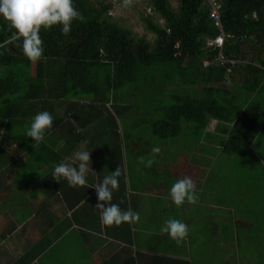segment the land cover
<instances>
[{
  "label": "trees",
  "instance_id": "16d2710c",
  "mask_svg": "<svg viewBox=\"0 0 264 264\" xmlns=\"http://www.w3.org/2000/svg\"><path fill=\"white\" fill-rule=\"evenodd\" d=\"M143 2L163 20L159 23L146 12L140 14L145 28L154 34L153 42L113 21L107 14L112 8L109 0H73L82 19L73 20L67 35L59 25L41 27L44 58L37 62L23 56L14 30L0 18V130L6 121L31 120L37 109L44 111L64 96L79 99L83 93L115 91L146 75L155 81L163 70L171 72L169 77L177 74L194 92L171 95L172 103L163 106V116L152 123L155 135L176 136L184 122L204 125L211 118L224 136L220 142L224 152L251 139L264 102L257 98L253 104H241L240 93L264 90V0L221 1V28L231 34L223 52L236 60L230 73L226 64L215 60L218 47L206 46V40L216 37L220 29L204 0H177L175 7L169 0ZM7 66H34L22 93L18 94V74H1V67ZM198 85L202 95L197 94Z\"/></svg>",
  "mask_w": 264,
  "mask_h": 264
},
{
  "label": "crops",
  "instance_id": "0c3cea01",
  "mask_svg": "<svg viewBox=\"0 0 264 264\" xmlns=\"http://www.w3.org/2000/svg\"><path fill=\"white\" fill-rule=\"evenodd\" d=\"M199 86L197 94L202 95ZM54 103L44 110L53 116V126L34 147L25 135L31 120L4 122L0 137V264H251L252 258L239 252L237 234L249 237L254 228L259 233V215L242 217L239 210L236 218L230 206L215 204L209 196L205 201L176 206L160 188L158 195H162H152L156 190L148 179L142 188H132L123 186L120 178L110 201L122 210L138 213L139 219L119 226L102 225L94 207V187L114 171L101 169L107 152L106 161L114 167V154L102 148L99 109L85 106L77 96H64ZM216 123L207 120L209 129H216ZM79 151L89 152L86 184L71 187L64 179L53 180L54 166L61 162L76 166L79 162L73 156ZM202 168H194L195 176L194 172L188 174L200 194L208 188L209 169ZM152 197L165 201L152 202ZM223 210L227 212L221 213ZM170 218L179 219L189 229L179 243L160 231ZM247 241L251 242L250 237Z\"/></svg>",
  "mask_w": 264,
  "mask_h": 264
},
{
  "label": "rangeland",
  "instance_id": "374dc122",
  "mask_svg": "<svg viewBox=\"0 0 264 264\" xmlns=\"http://www.w3.org/2000/svg\"><path fill=\"white\" fill-rule=\"evenodd\" d=\"M169 2L173 7L177 4V0ZM144 6L145 2L130 3L128 6L116 4L111 17L135 35L153 42L154 34L145 28L140 19V14L145 13ZM152 18L163 23L156 14ZM33 71L32 66L1 67L2 75L10 72L18 74L21 84L18 94L23 92L24 82L33 75ZM168 72L160 70L155 81L151 80L150 75L140 76L136 83H127L115 91L103 89L99 95L83 93L85 106L96 105L99 109L97 122L102 128V148L111 149L114 154V167L106 161L110 155L107 152L101 169L111 171L119 167L122 174L118 180L121 178L125 187L142 188L148 179L152 190H156L152 195H162H158L157 189L160 188L168 197L169 189L177 179H182L189 172H194L195 176V167L199 171L204 170L202 167H208V177L205 178L208 188L203 194L198 192L197 200L205 201L209 196L215 204L230 206L236 218L240 217V213H237L239 210L243 211L242 217L252 213L259 215L260 231L255 233L253 229L249 234L251 242L243 233L237 235L241 246L239 252L247 253L248 258H252L251 264H264V134L261 132L264 111L256 122L251 139L229 152H224L220 147L224 136L213 127L209 129L207 122L204 125L184 122L178 135L159 137L153 133L152 123L163 116L162 107L172 103L171 95L194 92L193 86L183 83L177 74L167 76ZM257 98L264 102V90L253 94L240 93L241 104H253ZM154 146L161 149L158 154L152 153ZM148 160L153 161L150 167L145 166ZM153 201L165 200L152 197ZM230 219H233L232 215ZM233 250L234 247H231V253Z\"/></svg>",
  "mask_w": 264,
  "mask_h": 264
},
{
  "label": "clouds",
  "instance_id": "9594fccd",
  "mask_svg": "<svg viewBox=\"0 0 264 264\" xmlns=\"http://www.w3.org/2000/svg\"><path fill=\"white\" fill-rule=\"evenodd\" d=\"M130 3L131 0H123L124 6ZM0 18L14 30L13 36L20 43V51L31 62L44 58L43 41L39 34L41 27L47 30L59 25L60 32L67 35L71 31L73 20L82 19L73 0H0ZM53 119L48 111L38 112L32 117L25 135L31 138L33 147L44 141L46 130L53 126ZM2 131L0 130V134ZM151 151L158 154L161 149L154 146ZM73 159L79 162L76 166L63 162L56 164L52 178L56 182L64 179L71 187L84 186L85 174L89 170V152H76ZM152 163V160H148L145 166L150 167ZM121 174V169L116 167L94 187L97 201L94 207L99 210L101 224L107 227L139 219L138 213L130 209L122 210L118 204L110 203L113 192L119 187L118 178ZM169 196L176 206L185 202L195 204L198 199L195 181L189 175L177 179L169 189ZM160 231L179 243L188 235L189 229L179 219L170 218L164 222Z\"/></svg>",
  "mask_w": 264,
  "mask_h": 264
},
{
  "label": "built area",
  "instance_id": "2783aa9c",
  "mask_svg": "<svg viewBox=\"0 0 264 264\" xmlns=\"http://www.w3.org/2000/svg\"><path fill=\"white\" fill-rule=\"evenodd\" d=\"M112 3V8L108 11V15H113V7L116 4H123V0H109ZM221 1L222 0H204L209 7L210 17L212 18L215 26L220 29V33L214 37L206 40V46L218 47L219 51L216 56V61L219 64H226V72L230 73L232 66L235 64L236 60L233 58L227 57L223 52V44L226 38L230 37L231 34H226L222 31L221 22H220V10H221ZM131 3H144L143 0H131ZM145 12L149 15H154L155 12L152 7L145 2L144 6ZM161 19V18H160ZM163 21V20H162ZM169 31V30H167ZM177 47V44L175 45ZM204 64L207 65L208 61H204Z\"/></svg>",
  "mask_w": 264,
  "mask_h": 264
}]
</instances>
